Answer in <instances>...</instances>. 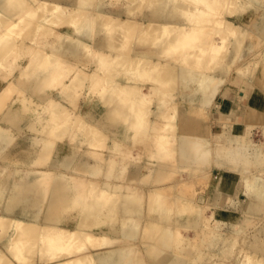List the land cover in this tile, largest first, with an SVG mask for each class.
I'll use <instances>...</instances> for the list:
<instances>
[{
	"label": "bare ground",
	"instance_id": "1",
	"mask_svg": "<svg viewBox=\"0 0 264 264\" xmlns=\"http://www.w3.org/2000/svg\"><path fill=\"white\" fill-rule=\"evenodd\" d=\"M110 1L0 0V65L22 40L18 34L33 35L23 56L13 54L14 62L9 64L10 71L19 64L22 79L8 76L0 89V104L11 90L27 96H15L4 116L0 114V144L12 141L10 128L17 127L19 120L26 122V114L32 113L33 106L25 100L38 93L36 106L48 105L47 126L38 128L46 142L36 149L32 168L27 175L18 173L20 169L15 171L17 175L13 172L20 175L19 179L7 185L0 179V264H144L143 250L152 255V264H183L172 251L174 244L181 241L180 248L191 253V248L183 245L182 231L188 226L199 228L203 218L210 226V218L203 215V206L196 202L191 180L167 183L174 172L163 170L193 173L214 163L217 168L212 170L222 171L224 177L215 186L220 196L209 200L207 207L232 206L240 217L232 222L238 235L250 229L256 219H264V211L242 207L249 198L264 204V178L254 182L264 170V141L252 144L247 132L237 130L248 122L251 103L257 106L258 121L264 127V95L256 90L244 91L249 95L245 106L232 100L230 106L221 101L216 104L221 115L215 120L229 125L227 136L232 142L218 143L213 154L205 143L209 133L202 118L232 63L242 57L247 37L264 36V0ZM249 8L255 12L252 20L237 24L235 20L244 17ZM228 30L239 34L231 39L229 53L218 56L219 43L213 34L221 31L220 38L226 44ZM43 33L55 38H46ZM175 49L180 50L176 57ZM104 69L106 75H114L117 80L105 90L99 80ZM25 73L31 76L29 83ZM87 77L96 80L89 90L98 95L91 96L93 102L90 100L85 118L91 121L93 130L109 135L111 148L102 158L86 128L72 137L80 145L69 148L68 156L60 157L65 153L62 151L51 157L53 143L48 137L51 133H70L69 110L65 107L72 106L75 99L69 92L83 85ZM143 78L152 81L146 91L133 81ZM171 79L177 83V121L172 115L155 112L150 123L162 132L155 138L158 147L147 164L153 171L134 169L127 158L128 142L145 136V129L139 130L140 116L149 113L162 84ZM56 82H61V87H55ZM2 119L10 128L1 125ZM83 143L90 145L85 152L80 151ZM250 146H254L253 151L248 152ZM12 147L17 156L6 151L0 158L9 160V164L23 161L24 165L30 149L14 140ZM120 152L125 158L118 157ZM33 164L41 167L33 168ZM93 174L99 176L98 181L93 180L98 187L87 185L95 179ZM11 227L14 231L4 238ZM208 232L211 235L202 242L217 234L215 229ZM235 234L223 238L224 244L228 242L226 250L236 240ZM118 236L128 241L124 247L111 246ZM251 246L241 264L264 261L257 242ZM258 246L264 250L263 245Z\"/></svg>",
	"mask_w": 264,
	"mask_h": 264
},
{
	"label": "rangeland",
	"instance_id": "2",
	"mask_svg": "<svg viewBox=\"0 0 264 264\" xmlns=\"http://www.w3.org/2000/svg\"><path fill=\"white\" fill-rule=\"evenodd\" d=\"M110 1V0H108ZM241 2H247V0H240ZM111 2V1H110ZM253 4H251L252 6ZM218 6V2H217ZM264 9V7H263ZM254 11H252L250 8L245 13L244 17L241 19H236V23H249L252 20V17L254 16ZM251 18V19H249ZM264 28V24H263ZM168 30V29H166ZM229 37L226 41V44H224L220 38L221 31L220 32H214V40L215 42L219 43V55L223 56L227 55L231 49L232 41L231 39H235L236 36L239 34V31H227ZM45 34V33H43ZM56 34V33H55ZM33 36L32 34H28L27 32L18 34V37H21L22 40L13 47V53L9 56L6 63L3 65H0V76L2 77L0 79V89L2 86H4L8 81L6 80V77L13 78V79H22V73L21 68L19 67V64L17 65V68L10 71L9 68L12 67L9 65L11 62H14L12 60V55L15 54L18 58L24 53L25 46L30 44V37ZM46 38H55V35H48L45 34ZM262 37V38H261ZM201 40V36L196 37ZM221 40V41H220ZM246 47L244 48V52L242 57L237 61L233 62L230 67L229 75L227 76V79L222 84V87L216 94V96L213 98L210 106L208 109L204 110V114H202V118L204 122L207 125H204L205 132L209 133V137L206 139L205 143L210 148V152L213 154V149L216 147L218 143H231L232 141L227 136V129L229 125H226L225 123L218 124L215 120L216 116H220L219 110L216 106L220 101L225 102L226 105L230 106L232 105L233 100L230 98L233 96V93L237 92L238 89L240 91H254L256 90L257 93L260 95H264V36L263 35H249V38L246 39ZM197 41V43L199 42ZM179 49H175L174 54L175 57L179 53ZM196 50H192L194 53ZM224 52V53H223ZM223 53V54H222ZM225 59V58H224ZM19 60V59H18ZM94 61V59L92 60ZM15 66V65H13ZM105 68V67H104ZM124 68V67H123ZM240 71H238V69ZM87 70V69H86ZM105 72V69H104ZM247 73V77H243V73ZM25 76L28 77L27 83H29V79L31 76L28 73H25ZM230 77V78H229ZM242 77V78H241ZM98 79V78H97ZM100 86L105 89H109L115 84H117L116 77L114 75H102ZM98 80V82H99ZM106 81V82H105ZM133 81H137L138 84H141L139 88L146 91L148 86H150V83H152L151 80H146L145 78ZM96 80L93 79V77H87L84 79L83 85H79L78 87H75L73 91L69 92V95H72L75 99L74 104L72 106H67L69 108L65 110H69L67 113V118L69 121L65 122L69 125L70 133L65 134H55L51 133L50 137H48L49 143L52 144V153L51 157H53V154L62 153L64 151V154H60L59 156H68L69 148L76 147L77 145H80L76 142V139L73 140L72 137H74L75 133H82L89 129V138L92 137L94 141L97 143V148L101 151V157L103 158L105 155H107L108 150H110L112 145L111 140L109 139L108 134H101L96 130H93L94 128L92 125H89V119L85 118L86 112H88L92 105V97H95L98 95V93L90 92V88L94 87ZM61 83V82H59ZM59 83H54L55 87H61ZM76 86V85H75ZM197 84L193 85V87H196ZM160 93L158 92V99L157 101L153 102L151 104V109L149 110V113H144L142 116H140L141 122L139 126V130L145 129V136L139 137V139H134V141L128 142L131 146L130 147V154L127 157L131 161V166L133 165L134 169H142L143 172H152V169H147V164L150 165L149 158L151 157V152L153 149H156L158 147V143H156L155 138H157V134L161 133V130H155L153 129V125H151L150 122H152V119L155 118V112L162 113L164 115H172L174 116L175 120L177 121V108L175 106L176 101L178 97L176 96L177 93V83L174 79L166 80L162 84V87L160 89ZM18 92L11 90L3 99L0 104V114L3 117L5 113L3 111L7 108L9 103L14 99L15 96L24 97L26 96L25 92H20L19 95H17ZM46 95V94H42ZM101 94L99 93V96ZM37 96V97H36ZM39 96L40 94L35 93L34 97L28 98L25 100V102H28L30 105L33 106L32 113L26 114V122H21V120L17 121V127L10 128V124L7 122H3L4 119H2V124L6 128H10L12 130V141H18V144L20 147H23L25 149H30L31 154L29 156H25V164H21L19 162H11L6 163L9 160H3L0 158V179L5 182L7 185L9 181H18L19 176H15L18 173H24L27 175L30 168H32L30 165L34 162V160L37 158V152L36 149L40 146H42L46 141L43 138L42 132L38 128H46L47 122L46 119L48 118V105L46 103H38L36 106V103L39 102ZM239 96V93L237 94ZM27 97V96H26ZM229 97V98H228ZM187 98V97H186ZM226 99V100H225ZM47 100V99H46ZM92 102H91V101ZM232 100V102H231ZM248 104V99L244 100V105ZM213 106V107H212ZM2 112V113H1ZM258 108L254 103H251L248 105L247 108V114L246 118L248 120L247 123L244 124V126L239 127L237 129L239 132L246 133L247 139H250V143L252 144H262L264 141V127L261 123L258 121ZM80 114H82V117ZM37 118V119H36ZM80 119V120H78ZM82 119V120H81ZM35 120V122H33ZM62 121L64 119L61 118ZM30 123L28 125L27 123ZM222 127L219 128V126ZM236 130V129H235ZM138 134V133H137ZM138 136V135H137ZM106 140V141H104ZM12 141H5L0 144V154L5 153L8 151L9 155L17 156L15 152L16 148L12 147ZM123 142V141H122ZM251 147V146H250ZM254 147V146H253ZM253 147L247 149V151H253ZM35 148V149H34ZM88 148H90V145H87L86 143H83L80 151L83 150V152L87 151ZM264 149V146L261 147V150ZM211 154V155H212ZM213 155V159H215ZM118 157L125 158V155H123L121 152L119 153ZM152 158V157H151ZM99 159V158H98ZM22 160V159H21ZM101 160V158H100ZM134 163V164H133ZM3 166L7 169H3ZM41 167V165H34L33 168ZM59 167V166H54ZM213 168H217L216 165L213 163V165L207 169H195V172L192 173V171H183V172H176L175 171H168L163 170L164 173L174 172L171 175V178L168 179L167 183H174L176 181H182L184 179H190L192 182L191 188L195 190V199L198 204L203 206V215L209 219V225L206 226V223H204V219L200 225V227L196 228L195 226H188L186 227L182 233L181 237L185 239L183 242V245L186 247L191 248V253H185L180 248L179 243L181 241H177V243L174 244V247L172 248V251L176 253L177 256L180 257V260L183 264H241L243 262V258L246 256L245 254L251 250L252 246L251 244L253 242H257V249L258 254L264 255V250L258 246L263 245L264 246V219H256L254 221V225L250 227V229H247L245 232H240L239 235L236 233V228L232 224L234 218L239 217L238 212L232 207L227 204L225 208L222 207L212 209L210 207H207V203L209 200H213L214 196L217 197L218 192L216 191V184L220 183L222 178L224 177V173L220 170H212ZM20 169L18 173H15ZM13 172L15 175H13ZM215 172V173H214ZM262 173L258 175V177L255 179L254 182L261 180L264 178V170H260ZM182 174V175H180ZM217 174V175H216ZM13 175V176H12ZM193 176V177H192ZM201 176H205L203 181L200 180ZM95 179H92V181H88L87 185H94L95 187H98L96 183H93V180L98 181L99 176L96 174L93 176ZM260 177V179H259ZM173 178V179H172ZM262 182L264 183V180L262 179ZM139 186L143 188V184L139 183ZM92 187V186H91ZM86 186L82 187V189L86 190ZM170 190V189H168ZM175 190V189H174ZM240 191L242 192V189L240 188ZM240 198H244L242 194H239ZM172 199L174 200V196ZM202 198V200H200ZM175 205L172 204V206ZM243 208L248 207L251 208V210H258L260 212L264 211V204L253 201L252 199H246L242 205ZM36 211V207L34 208ZM186 216V215H183ZM240 218V217H239ZM238 220V219H237ZM142 222V221H141ZM215 229L217 231L216 235H212L205 240V242H202V238H206L207 236L211 235L208 231ZM14 230L12 227L9 229V231L6 233L4 238L9 235L10 232H13ZM235 234L236 240L232 243V246H229L226 248V245L228 242L224 244L223 238H226L228 236H232ZM214 236V237H213ZM127 240L121 237H117L111 246H121L124 247V245L127 244ZM146 251V250H145ZM144 250L142 251L143 254V260L144 264H152L153 257L151 254L144 253ZM213 254V255H211ZM211 256V257H210ZM186 261V262H184ZM257 264H264V261H260Z\"/></svg>",
	"mask_w": 264,
	"mask_h": 264
},
{
	"label": "crops",
	"instance_id": "3",
	"mask_svg": "<svg viewBox=\"0 0 264 264\" xmlns=\"http://www.w3.org/2000/svg\"><path fill=\"white\" fill-rule=\"evenodd\" d=\"M239 93V96H237V94ZM244 95V96H243ZM229 98V97H228ZM232 100H233V102H239V104H242V105H244V100L245 99H248L249 100V95H245V92H243V91H240L239 89H238V91L237 92H235V93H233V96H231L230 97ZM245 106V105H244ZM216 191L218 192V195H217V197H219L220 196V194H221V192H220V190L217 188L216 189ZM220 192V193H219ZM216 197V196H215Z\"/></svg>",
	"mask_w": 264,
	"mask_h": 264
}]
</instances>
